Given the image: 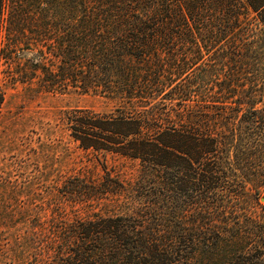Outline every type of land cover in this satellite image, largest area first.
<instances>
[{
    "label": "trees",
    "instance_id": "obj_1",
    "mask_svg": "<svg viewBox=\"0 0 264 264\" xmlns=\"http://www.w3.org/2000/svg\"><path fill=\"white\" fill-rule=\"evenodd\" d=\"M4 28L47 44L45 82L115 103L67 113L79 148L139 163L136 211L61 225L55 264H264V0H0Z\"/></svg>",
    "mask_w": 264,
    "mask_h": 264
},
{
    "label": "rangeland",
    "instance_id": "obj_2",
    "mask_svg": "<svg viewBox=\"0 0 264 264\" xmlns=\"http://www.w3.org/2000/svg\"><path fill=\"white\" fill-rule=\"evenodd\" d=\"M6 34L4 28L0 46V264H55L56 233L61 225L77 218L136 211L134 196L119 186L136 181L139 163L79 148L70 138L67 113L79 109L108 113L115 103L45 82L42 65L55 71L52 57L40 55L47 44L27 50L20 35L15 48H9ZM108 175L116 180L119 192L91 203H81L74 196L73 178L97 183Z\"/></svg>",
    "mask_w": 264,
    "mask_h": 264
},
{
    "label": "water",
    "instance_id": "obj_3",
    "mask_svg": "<svg viewBox=\"0 0 264 264\" xmlns=\"http://www.w3.org/2000/svg\"><path fill=\"white\" fill-rule=\"evenodd\" d=\"M263 201H264V199H263Z\"/></svg>",
    "mask_w": 264,
    "mask_h": 264
}]
</instances>
